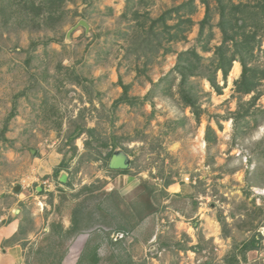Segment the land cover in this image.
Instances as JSON below:
<instances>
[{"label":"rangeland","instance_id":"374dc122","mask_svg":"<svg viewBox=\"0 0 264 264\" xmlns=\"http://www.w3.org/2000/svg\"><path fill=\"white\" fill-rule=\"evenodd\" d=\"M184 1L187 0H147L144 5L137 6L134 2L132 6L157 17ZM207 1L212 8L214 31L210 46H214L223 39L218 27V0ZM196 3L198 11L194 19L197 25L187 32L190 38L183 40L182 44L187 46L194 43L203 54L210 56L212 52L205 53L201 50V43L197 42L199 32L194 33L206 13V4L201 0ZM24 4V0H0V132L14 105L19 107L20 115L31 118V123L39 129L47 126L36 120V115L42 112L41 105L45 99L49 101L48 108L68 105L69 119L63 132L65 140L59 149L63 150V161L58 167L60 174L53 172L38 176L44 178L41 180L48 188L53 185L54 189L57 187L62 191L60 196L63 204L74 207L78 226H84L83 219L89 217L87 223L91 225L85 231V237L73 241L71 235H63L51 242L50 237L35 242L33 254L40 251L41 256L35 254L31 257V264H59L63 257L67 261L65 264H125L129 256H133L140 264H193V261L194 264H225L228 255L239 253V244L259 233L263 238L257 249L249 251L248 262L241 264H264V95L252 108L258 121L251 115L247 120L249 126L241 132L235 130L237 118L242 113L239 112L240 107L254 93L246 96L237 94V74L233 71L222 94L216 93L207 79L200 76L192 78L198 104L204 111L200 123H197L190 108L181 102L179 79L171 88L173 95L165 94L163 85L153 86L150 101L144 102L147 96L144 90L137 92L130 89L129 95L141 100L136 105L122 101L116 105L115 101L121 100L123 94L118 96L117 84L108 82L115 68L118 73L122 71L123 75L131 79L133 85L138 82L139 86L144 87L141 80L147 81L144 73L139 74L138 79L135 77L138 74L137 67L142 69L145 62L140 55L144 49H131L132 41L140 31L136 32L137 24L132 20L131 12L127 17L124 16L128 7L126 0H66L64 16L54 25L44 24L36 28L31 26V20L18 24L22 18L16 22L17 18L12 16L8 26H4L1 7L6 5L8 8L5 10L10 15L13 10H17L16 14L19 13L21 17ZM81 19L89 23V32L84 26H79L71 33V39L67 38L70 29ZM170 23H174V20ZM98 59L103 61L99 62ZM261 62L264 65V55ZM150 65V69L157 66L155 60ZM70 69L79 71L89 79L83 85L88 86L90 93L85 92L84 87L79 86L81 92L70 87L73 83V78L67 74ZM148 72L157 74L161 71ZM45 73L48 75L47 80L43 79ZM102 75V78H98ZM38 79V86L42 84L44 88L39 93L32 88ZM218 81L220 85L225 84L223 77H218ZM27 88V96L19 97ZM89 98L94 103L89 104ZM32 103L40 106H33ZM18 120L16 117L12 124L16 129L19 127ZM210 124L216 128L217 141L209 145L204 140ZM14 133L10 135L16 137ZM203 141L206 142L204 146ZM32 147L35 148L30 142L23 152V161L26 162L21 166V171L24 175L30 170L26 163L32 162L40 153L31 151ZM11 148L9 141L0 140V176L2 173L11 174L17 168L16 163L8 161L7 153L15 149ZM118 148L131 155L132 166L125 174L137 181L134 188L120 195L121 199L116 192L109 194L114 187L113 181L120 174V170H112L108 166L112 150ZM61 172L68 173V180L64 184L60 183ZM18 181H21L20 178ZM168 181L181 184V193L170 195L168 191L175 190L173 187L170 190L169 186L168 191H165ZM152 195L163 198L156 207L160 219L164 220L160 227L163 231L161 238L141 250L142 254L129 251L125 244L119 247L110 245L113 234L116 237L119 233L108 225L116 227L125 224L128 214L138 220L151 212L149 204ZM154 201L157 203V200ZM132 203L140 210L137 214L130 206ZM8 204L7 200L0 203V213L2 205L7 207ZM220 216L225 217L226 226L219 221ZM95 218L101 219L104 224ZM177 221L186 223L193 238L189 232L179 231ZM196 221L198 224L209 223L212 230L204 233V227L196 229L193 224ZM218 227L221 241L215 242V236L209 233H216L211 231L219 230ZM199 236H202L200 242L203 243L201 255L196 251L193 259L188 251L181 255L176 250L177 241L182 244L192 242L190 250H195L193 247L197 244H194L196 240L193 239L199 241ZM86 241L91 242L88 247L90 253L98 244L97 263L83 255Z\"/></svg>","mask_w":264,"mask_h":264},{"label":"crops","instance_id":"0c3cea01","mask_svg":"<svg viewBox=\"0 0 264 264\" xmlns=\"http://www.w3.org/2000/svg\"><path fill=\"white\" fill-rule=\"evenodd\" d=\"M121 5L123 6V2H121ZM195 25H197V22ZM198 25H199V29L197 30L195 28L194 31L195 34H198V32L200 31V23ZM182 41L183 40L169 43L166 40H164L165 46L172 48L171 52L165 53V48L162 47L159 49V51L156 54H151L148 50H143L140 52V55L145 59V62L142 69H139V67H137L136 70L138 71V74L136 73L135 77L138 79L140 77L139 74L142 73L145 74L147 81L145 79L141 80L142 84L145 85L144 87L139 86L138 82H136L133 85V81L131 79H128L125 75H123L122 71H120L119 74L116 68L115 71H112L110 78L108 79V82L117 84L116 90L120 93L118 96H121L124 93L123 86H128L129 90L135 89L134 91L137 92L144 90L146 92V95H148L151 92L154 83H158L161 79L167 76L169 72L175 67V65L177 64L179 52L188 50L190 46L195 47L194 43H192L191 45L184 46L182 44L183 43ZM221 42L222 40H220V42H217V44H215L214 46L211 45V50L204 51L205 53L212 52L210 56L203 54V52H201L197 47L196 48L200 52V54H202L204 57L208 56L206 57L208 59L213 56V51L215 47L220 45ZM131 49H133L132 45H131ZM154 60L157 66H155L154 69H150L151 66L150 64ZM98 61L101 62L103 60L98 59ZM236 65L237 66L239 65L238 67L239 73L236 75L235 80L240 78V77L238 78V76H241L242 74V65L239 61H234L228 79L230 78V75H232V71H234ZM148 71H161V72L160 73L157 72V74H154ZM67 74L68 76L73 78V83H71L70 85L71 88H74L76 89V91L81 92L79 86L84 87L85 92L90 93V89L88 88V86L86 87L85 85H83L85 83L84 81L86 82L89 81V79L85 77L84 74L82 75L79 71H72L71 69ZM102 77L103 75L99 76L98 78H102ZM218 77L219 78L223 77L222 71L218 72ZM43 79L44 80L48 79V75L46 73L43 75ZM39 82H40L39 79L36 80L35 84H33L32 87L33 90L37 93H39V91H42L44 89L42 87L43 86L42 84L38 86ZM207 82L213 88V86L208 80ZM132 85L133 88H131ZM37 87H41V88L37 90ZM28 92L29 89L27 88L21 93V95H19V97H26ZM73 92L74 90L71 91V93ZM215 92L217 93V91ZM98 95H100V93H98ZM88 100H89V104L91 102L94 103V100L92 98H89ZM149 101L150 100L146 102ZM48 103L49 101L45 99V101L41 105L42 112L36 115V120L38 122L42 121L44 124L47 125L46 127H43L42 129L34 127V125L31 123V118H27V116L20 115L18 111L19 107L17 108L14 105L11 112L13 110H16L15 116L12 117L9 121H7V119L10 115L7 117L3 129L0 132V140L9 141V146L11 145L12 148H15L13 151L7 153V156L9 158L8 161L16 163V167H17L15 171H13L11 174L2 173L0 176V201L2 203L4 200H7L9 202L8 204L9 206L7 207L2 205L1 213H0V264H31L30 261L31 257H34L35 254L37 256H41L40 251L37 252L35 251L33 254L32 246L34 245L35 242L37 243L38 241L43 240L45 238L50 237V242H51L54 240L55 237L63 236V235L64 236L71 235V240L73 241L75 238L78 237L82 238L86 236L85 234L86 230L82 232H76V234H74L73 228L75 223V215H74L75 209L74 207L69 208L68 204L66 203L63 204L62 197L60 196L62 191L60 189H57V187H55L54 189L53 185L48 188V186L43 184L44 180H41L44 178H40L38 176L39 174L50 175L53 172L55 173L59 172L58 174H60L61 170L58 167L60 164H62L63 161V156H62L63 150L60 151L59 149L63 147V145L61 146V142L65 140L64 139L65 134H63V132L67 124V120L69 119L67 115L68 105H64L63 107V105L61 104L48 108L49 107V105H47ZM32 104L33 106L35 105L40 106L37 105V103H32ZM43 104H45V106H43ZM50 110H52L51 114L48 113ZM192 114L195 116L193 112ZM16 117H18L19 119L17 121L19 123V127L17 129L15 128L16 126L12 125L13 120ZM210 126L213 127L216 131V128L212 124H210ZM89 129L90 128H88V130ZM15 131L16 133H14ZM83 132L85 133V131ZM11 133H14L16 137L11 136L10 135ZM205 137H206V132H205ZM204 141H206V139ZM30 142L32 143V146H35V148L34 147L31 148V151H38L40 153L39 156H36V159L32 160V162L26 163V165L29 166L30 170L28 174L24 175L23 172L21 171V166L23 167V163L26 162L25 160L23 161L24 159L23 152L26 149V147L30 144ZM19 144L21 145V147H19ZM19 178L21 180L20 182L18 181ZM132 178L133 177H130L127 174L122 173L120 171V174L113 181L114 187L109 194L117 193V197L119 198L120 195L122 196L126 194L129 191V189L131 190V188H134L137 185V181L133 180L134 178L133 179ZM61 182L62 184L66 183L60 180V183ZM167 186H169L170 190L173 187V190L175 191L174 192L168 191ZM181 186L182 185L179 183H174L170 181L166 183L164 188L165 191H168V193H170V195L180 194L182 189ZM17 187L18 189H16ZM33 190L39 193L35 194ZM155 192L158 191H154V193ZM159 196L160 195L157 196L152 195L153 198V199L151 198L152 204L151 203L149 204V207L152 208V211L146 215H142L141 217L138 218V220L137 217L135 218L133 217L132 214H128L127 221L125 224H123L128 227V230L118 232L119 234L116 237L114 236V234L113 236L111 234L113 238L110 241V245H117L119 247L121 244H125L127 245L129 251L131 250L133 252L137 251L142 254L141 250L145 249L147 245H150L153 242L157 241V239L163 233L160 227H162L164 221L159 217L158 214L159 210L158 211L156 210V207H158V203L159 202L161 203L163 199ZM154 199L157 200V203L154 201ZM115 200H116V195H115ZM24 206L26 208H31L29 209L31 210V212L28 209L24 208ZM130 206L131 207L133 206L132 210L133 212H135V214L140 212V210H138V208L136 207L135 203H132ZM46 210L47 212H45ZM205 218L207 221H209L208 217ZM193 224H195L196 229H198L199 227L200 228L204 227L203 229L204 233H206V231L208 232V230H212L209 227V223L198 224L196 221ZM176 226L177 228H179V231H186L189 232V234L191 235L190 231L187 228L186 223H184L183 221H177ZM220 231L221 230L219 228V230L217 229L216 231H211L216 233H209L210 236H215L214 237L215 242H218V240L221 241V238L219 237L221 233ZM191 237L193 238V235H191ZM201 237L202 236H199V241H197V239H193V241L196 240L194 244H197L193 247L195 250H190L189 245H191L192 242H189L190 244L189 243L182 244L181 242L179 243L178 241L176 242L177 244L176 250L177 251L179 250V254L181 255H184V253L188 251L187 253L191 254L189 256L194 259L195 252L199 251L200 253L203 249L202 248L203 243L200 242ZM86 243L83 244V246L86 245ZM177 254L178 253L176 252L175 255ZM67 258L70 257L67 256ZM152 260L154 259L152 258ZM65 262L67 261L63 260L62 264H65ZM125 264H140V263L136 261V259H134L133 256H129L127 257V263Z\"/></svg>","mask_w":264,"mask_h":264},{"label":"trees","instance_id":"16d2710c","mask_svg":"<svg viewBox=\"0 0 264 264\" xmlns=\"http://www.w3.org/2000/svg\"><path fill=\"white\" fill-rule=\"evenodd\" d=\"M24 1L25 4L22 6L21 17H19V13L16 14L17 10H13L10 15L5 10L8 7L1 5L4 26H8V21L11 20L12 16L17 18L16 22L22 18V21L19 20L18 24L30 22L29 20H31V26L36 28H41L44 24L54 25L53 23L61 20L64 16L65 11L63 8L66 0ZM196 1H184L180 5L165 10L159 16L153 17L150 12H142L139 7L134 9L132 6L134 2L137 3L135 4L137 6L140 4L144 5V2L146 3L147 0H126L128 7L124 16L127 17L131 12V18L137 24L136 32L140 31L135 36L132 47L136 51L143 48L151 54H156L161 47L165 48V53L171 52L172 48L166 47L164 40L169 43L187 40V32L196 24L194 20V15L198 11ZM201 2L206 4V13L204 18L199 22L200 31L197 42L199 44L201 43V49L203 51H209L211 50L210 41L214 38L213 24L211 23L212 8L210 7L209 1L201 0ZM218 11L220 14L218 27L222 32L223 39L221 44L215 47L213 56L207 59L200 54L196 47L179 52L175 67L158 83H154V86L163 85L164 93L170 96L173 95L171 88H173L176 79L179 78L178 93L181 96V102L185 107L191 108L197 122H200L204 111L198 104V97L193 90L192 78L200 76L207 79L217 93L222 94L234 61H239L242 65V74L239 79L235 80V91L237 94L243 96L254 93L252 98L245 105L243 104L242 108L240 107L239 112L242 113L237 118L235 130L236 132H241L246 126H249L247 120L251 115H254L255 120L258 121V117L253 113L252 108L257 105V101L264 95V89H261L264 87V65L261 62V58L264 55V0H253V2H244L243 0H238V2L235 0H218ZM172 20H174V23L171 24L170 21ZM207 29L209 30L206 32ZM219 71L223 73L224 85H220L218 81ZM123 87L124 93L121 100L118 99V101H115V104L117 105L122 101L130 105H136L141 99L130 96L129 87ZM153 91L154 89L143 99L144 102L150 100ZM15 114L16 111L13 110L7 121L14 117ZM205 139L209 145L217 141L216 131L210 125L207 127ZM120 171L122 173L129 172V170ZM95 219H97V222L102 223L101 219ZM89 221L90 217L83 219L84 226H78V222H75L73 232H82L91 228V225L87 223ZM219 221L224 226L227 225L224 216H220ZM108 226L109 228H113L115 232L127 231L128 229L127 226L120 224L116 227ZM262 238V235L259 233V235H254L249 241L239 244V253L233 252L228 255L225 264L248 262V252L257 249L258 243ZM90 243L88 241L83 255H87L92 262L97 263L99 260L97 253L98 244L92 248V252L90 253V248H88ZM63 260L64 257L59 260V264H62Z\"/></svg>","mask_w":264,"mask_h":264},{"label":"water","instance_id":"95a60500","mask_svg":"<svg viewBox=\"0 0 264 264\" xmlns=\"http://www.w3.org/2000/svg\"><path fill=\"white\" fill-rule=\"evenodd\" d=\"M79 26H84L87 29V32H89L90 30V25L87 22V20L81 19L74 27L70 29V31L67 34V38L71 39V33ZM108 166L112 170H129L132 166V157L122 148H118L113 152ZM67 175H68L67 172H62L60 176V180L63 182H67L68 179Z\"/></svg>","mask_w":264,"mask_h":264},{"label":"bare ground","instance_id":"6f19581e","mask_svg":"<svg viewBox=\"0 0 264 264\" xmlns=\"http://www.w3.org/2000/svg\"><path fill=\"white\" fill-rule=\"evenodd\" d=\"M238 67H239V65H238V66L236 65V68H235L234 71H233V72H235V74H238V72H239V71H238ZM204 143H205V142L203 141V142H202V145H203V146H204Z\"/></svg>","mask_w":264,"mask_h":264}]
</instances>
